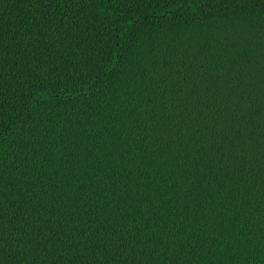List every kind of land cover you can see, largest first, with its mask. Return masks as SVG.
<instances>
[{
  "label": "trees",
  "instance_id": "obj_1",
  "mask_svg": "<svg viewBox=\"0 0 264 264\" xmlns=\"http://www.w3.org/2000/svg\"><path fill=\"white\" fill-rule=\"evenodd\" d=\"M0 264H264V0H0Z\"/></svg>",
  "mask_w": 264,
  "mask_h": 264
}]
</instances>
